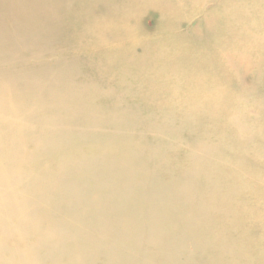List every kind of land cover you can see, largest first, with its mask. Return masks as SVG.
Here are the masks:
<instances>
[{
  "label": "bare ground",
  "instance_id": "bare-ground-1",
  "mask_svg": "<svg viewBox=\"0 0 264 264\" xmlns=\"http://www.w3.org/2000/svg\"><path fill=\"white\" fill-rule=\"evenodd\" d=\"M219 3L0 0V264H264V137L224 92L264 55L220 52Z\"/></svg>",
  "mask_w": 264,
  "mask_h": 264
},
{
  "label": "rangeland",
  "instance_id": "rangeland-1",
  "mask_svg": "<svg viewBox=\"0 0 264 264\" xmlns=\"http://www.w3.org/2000/svg\"><path fill=\"white\" fill-rule=\"evenodd\" d=\"M213 1V2H212ZM223 1V2H222ZM211 0L210 2H208V0H203L204 2V5L207 6V7H211V5L214 7V6H218V2H220L219 4L223 6V8L217 10L218 12L222 11L221 12V20H223L222 25L221 26L223 27L222 28V38L224 39L222 45H221V53L224 52V53H227L228 55L230 56H233V57H238L239 55L240 56H243L245 57V59L247 61H250V62H257L259 61L258 58L260 59L261 56L264 55V44L263 45H260L262 42H260L261 40H258V39H261V38H264V34L262 32H264V29L262 28L264 25V19L263 18H260L257 22V24L255 25H252L251 21L254 22V17L251 16V13L250 12H253L255 11L254 8H256V6H253V5H249V4H246L244 6V3H245V0ZM250 1V0H249ZM206 2V3H205ZM251 2V1H250ZM209 4V5H208ZM241 4V5H239ZM232 6V8H231ZM237 7V8H236ZM240 7V8H239ZM245 9H244V8ZM216 8V7H215ZM248 8V9H247ZM214 9V8H213ZM212 9V10H213ZM241 9V10H240ZM247 9V10H246ZM250 9V10H249ZM210 10V9H209ZM237 10H239L237 12ZM231 11H235L234 13H230L228 14L229 12ZM249 11V12H248ZM226 12V13H225ZM247 12V14H246ZM183 13V11H182ZM235 13L239 14V15H236ZM242 15H241V14ZM249 13V14H248ZM254 13V12H253ZM215 14V13H214ZM227 17L225 19V17ZM227 16H226V15ZM235 14V15H234ZM182 15V14H181ZM232 17V20H231V17ZM236 16V17H233ZM244 15V16H243ZM248 15L251 19L248 20ZM238 16V17H237ZM242 16V17H241ZM246 16V18H245ZM230 17V18H229ZM240 17V19H239ZM228 18L230 20H228ZM244 18V19H243ZM234 19L236 21H234ZM237 19L239 21H237ZM258 19V18H257ZM263 19V21H262ZM198 18H195L193 19L191 22L193 24H195L197 22ZM242 20V21H241ZM247 22H245V21ZM195 21V22H194ZM199 21V20H198ZM227 21V22H225ZM232 21V22H231ZM244 21V22H243ZM260 21V22H259ZM226 24H225V23ZM230 22V23H229ZM147 23V27L149 29H152L154 28V24L155 22H153L152 20L150 19H147L146 21ZM232 23V24H231ZM251 23V24H250ZM263 23V24H262ZM228 24V25H227ZM231 24V25H230ZM262 24V25H261ZM233 25V26H232ZM244 25V26H243ZM247 28H246V26ZM227 26V28H226ZM232 26V27H231ZM241 26H243L245 29L240 28ZM251 26V27H250ZM233 28V29H232ZM236 28V29H235ZM7 29L8 31H10V26L8 25L7 26ZM242 29V31H241ZM246 29H250V30H246ZM228 30V31H227ZM226 31V32H225ZM249 31V32H247ZM262 31V32H261ZM236 32V33H235ZM238 32V33H237ZM240 33V34H239ZM247 33V34H246ZM228 35V36H227ZM244 35V36H243ZM246 35V36H245ZM225 36V37H224ZM233 38H232V37ZM227 40H226V39ZM249 40L247 41L246 39ZM230 39V40H229ZM252 45H251V44ZM228 45V46H227ZM255 45V46H254ZM230 68V67H229ZM13 69V67H7V70H11ZM256 69H259V72L260 74H258L259 78L256 79V83L257 85H260V87L258 88L259 90L257 91V93L254 91V92H250V91H238L237 89H235L236 92L234 91H229V89H226L224 92H226V95H228V99L226 100L227 101V104L226 106L229 104L230 106L234 107V110L238 109V108H242L244 109V111L246 112V114H243L244 115V118L242 120H245L248 124H253V125H250V126H254L255 125H258L260 126V128H257L258 130H261V133H260V137H258L259 139L263 138L264 137V115L262 116H256L254 113L256 112V109L254 108V106H256L255 103H263L264 102V62L263 64H261L259 66V68H256ZM232 70V68H231ZM233 72V71H232ZM245 74H249L248 72H246ZM244 74V75H245ZM233 74H231L232 76ZM246 75V76H247ZM233 80H234V77H232ZM231 80V79H230ZM255 83V82H253ZM253 86V85H252ZM253 89V88H252ZM231 92V93H230ZM233 93H236V95H231ZM247 92H249L250 94H248ZM256 94V95H255ZM259 94V95H258ZM255 95V96H253ZM258 96V97H256ZM253 110V111H252ZM247 113L249 115H247ZM252 114V115H251ZM256 116V117H255ZM246 117V118H245ZM263 133V134H262ZM258 141V140H257Z\"/></svg>",
  "mask_w": 264,
  "mask_h": 264
}]
</instances>
